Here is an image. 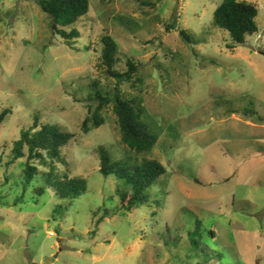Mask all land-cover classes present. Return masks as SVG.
Listing matches in <instances>:
<instances>
[{
    "label": "rangeland",
    "instance_id": "rangeland-1",
    "mask_svg": "<svg viewBox=\"0 0 264 264\" xmlns=\"http://www.w3.org/2000/svg\"><path fill=\"white\" fill-rule=\"evenodd\" d=\"M222 1L89 0L72 41L52 33L36 0L0 1V112L11 110L0 125V264H264V0H243L258 10V32L234 50L212 25ZM105 35L118 45L117 71L138 66L140 83L119 90L158 137L146 156L120 143L110 108L104 125L82 131L94 87L116 84L100 66ZM35 121L73 135L54 172L86 180L71 204L46 187L39 161L26 187L27 159L9 164ZM101 146L114 161L164 166L155 203L122 210L121 182L99 172Z\"/></svg>",
    "mask_w": 264,
    "mask_h": 264
},
{
    "label": "trees",
    "instance_id": "trees-1",
    "mask_svg": "<svg viewBox=\"0 0 264 264\" xmlns=\"http://www.w3.org/2000/svg\"><path fill=\"white\" fill-rule=\"evenodd\" d=\"M36 3L49 18L50 29L54 35L67 41L80 37L76 27H72L87 15L89 0H36ZM257 15L258 10L251 3L243 0H223L213 13L212 25L229 34L233 44L228 45L227 48L234 50L244 45L248 36L258 32ZM169 27L171 29L174 26H168L167 29ZM178 35L183 42L190 43V35L188 36L185 31L180 30ZM118 53L116 41L109 35L103 36L99 52L100 66L108 78L115 80L116 84L111 93L105 94L96 90L93 84L95 89L94 93L88 96L90 103L87 106L88 114L81 125L82 131L89 134L104 125L101 113L104 109L110 108L116 118L120 143L129 152L146 156L154 149L158 137L150 131L149 125L143 120L144 111L141 106L134 98H129L127 94L119 90L122 83L129 82L134 85L140 83L136 82L140 81V78L137 76L138 66L131 60L126 62L125 72L115 69L120 62ZM9 111L1 110L0 125L5 121ZM59 128L51 124H38L35 121L29 129L22 131L19 139L14 142L9 154V164L20 161L21 166L23 165L21 160L27 159L23 165L25 176L22 181L26 187L32 184L34 176L38 174L36 166L30 161H39L41 165L49 169L41 176L46 187L52 189L59 200H65L71 204L85 194L87 182L83 178L69 179L65 174L56 173L54 176L55 170L57 171L56 164L64 161L63 149L69 145L73 137L71 133ZM98 154L100 174L105 178L114 176L121 182L117 193L123 211L130 213L132 209L150 207L151 202L155 203L153 198L151 201L150 189L165 174V168L160 162L146 158L141 159L140 162H136L135 159L134 161L128 159L114 161L102 146L98 148ZM36 192L42 195L45 190L37 188Z\"/></svg>",
    "mask_w": 264,
    "mask_h": 264
},
{
    "label": "water",
    "instance_id": "water-1",
    "mask_svg": "<svg viewBox=\"0 0 264 264\" xmlns=\"http://www.w3.org/2000/svg\"><path fill=\"white\" fill-rule=\"evenodd\" d=\"M48 260H46V262H47ZM43 264H45V263H43Z\"/></svg>",
    "mask_w": 264,
    "mask_h": 264
}]
</instances>
